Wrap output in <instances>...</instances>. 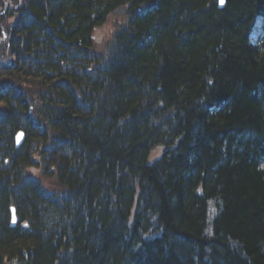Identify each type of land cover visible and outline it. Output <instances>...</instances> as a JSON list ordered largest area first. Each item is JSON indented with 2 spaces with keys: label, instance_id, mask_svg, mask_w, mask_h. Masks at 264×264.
<instances>
[{
  "label": "trees",
  "instance_id": "16d2710c",
  "mask_svg": "<svg viewBox=\"0 0 264 264\" xmlns=\"http://www.w3.org/2000/svg\"><path fill=\"white\" fill-rule=\"evenodd\" d=\"M219 3L13 0L0 21V264H264V25L252 35L264 0ZM23 124L46 132L45 161L72 165L22 154ZM161 142L178 148L147 164ZM51 180L64 196L49 197ZM11 196L30 225L10 224Z\"/></svg>",
  "mask_w": 264,
  "mask_h": 264
},
{
  "label": "bare ground",
  "instance_id": "6f19581e",
  "mask_svg": "<svg viewBox=\"0 0 264 264\" xmlns=\"http://www.w3.org/2000/svg\"><path fill=\"white\" fill-rule=\"evenodd\" d=\"M2 3H3L2 0H0V21L2 20L3 16H10L11 17L12 14H13V11H14L13 0H5L4 4L1 5ZM219 6L221 7V3H219ZM253 25H255V27L253 29L252 35L256 39L257 38L256 28H259L260 25H264V18L261 15H256L255 20L253 22ZM13 53H17V51H13ZM91 83L88 84V85H85L86 90H91V87H92ZM1 86L6 87L5 85H1ZM7 108H8V105H7ZM30 114L32 115V113H30ZM1 119L2 118L0 117V120ZM26 120L28 121L29 119H26ZM24 125L25 124H23V126H21L19 129H15V130L12 131L14 142H16V147L19 148V147L22 146V149H23V150H21L22 154H24V155L26 154V156H29V158H32V159H34L36 161L42 162L46 166V168L48 170H52V171L60 170L59 163H61L63 161L69 166L72 165L71 162L67 161L65 158L62 159L60 157H57V159L55 160L56 161L55 163H51V162L45 161L46 155L43 154V153H45L47 147L49 146V144H47V140H46V137H47L45 135L46 132H44V131L41 132V133L37 132V133H35L34 136L30 137L29 133H32V129L28 128L29 129L28 130ZM10 128L11 127H9L8 129H10ZM8 129H7V126L5 124H3V125L0 124V142H3L5 140V138L2 135H4L5 131L8 130ZM49 136H50V143H52V145L57 144L56 143V139L54 138V136H51V135H49ZM153 148H152L153 150L150 151L151 153H149L150 155H148V158L146 160V163L149 164V165L152 164L151 162L157 161L160 157H162V155H165V154L169 155L171 153H174L177 150L178 146H177V144H171V143H168V142H161V143H159V145H157L156 147L154 146ZM40 151L43 152V153H41ZM156 151H158V154H155ZM64 162L61 163V164H64ZM27 166H31V163L29 162L27 164ZM1 168L4 169L3 166L2 167L0 166V169ZM88 170L91 171L92 170V166L89 165V167H88V165H84L83 171H88ZM44 175H46V174L44 173ZM29 177H32V180L36 181V179L38 177H40V176L35 177V175L31 174V175L28 176V178ZM28 178H26V180H28ZM3 182H5V177L2 176V177H0V183H3ZM24 184L28 185V183L26 181L24 182ZM50 184L52 186L51 188H49L50 189L49 191L52 192L49 195L50 198L56 197V193L58 194V196H59V194L64 196L65 193L62 190V188L60 187V185H59L57 180H53V181L51 180ZM200 188H201V186H198L196 188V194L202 196V191H201ZM36 193H37L38 197L40 199H42L43 202L48 203L49 206H51V207H56V205H57L59 200L56 201V202H52L50 199L44 197L39 192H36ZM58 198H60V197H57L56 199H58ZM114 201H116V200H114ZM68 202H70V201L69 200H65V201H62L60 203L64 204V207H65V203L68 204ZM8 204H10V210H9L10 212H9V214H11V222H10V224L12 226H16L18 224V222H20V221H21L20 227H21L22 224L25 225V226H28V223H29V225H30L31 222H29L27 219L22 221L20 219V216L18 217L19 210H18V206L15 205L16 204V199L14 197L11 196L9 198ZM207 206L209 208L208 223H212L215 220V218H216V216L218 214V212H217L218 211V209H217L218 207L216 206V204H215V202H214V200L212 198H208L207 199ZM103 209L107 210L109 208H108V206H106ZM136 211H137V208H133L131 210V212H130V217H134ZM59 246H60V244H59ZM127 246L128 245H124V249L127 248ZM4 259H6L5 260V264H7V263L10 264V262H13L15 260L19 262V258H17L16 256H13V258H11L12 260L11 259H7V257L4 258Z\"/></svg>",
  "mask_w": 264,
  "mask_h": 264
},
{
  "label": "rangeland",
  "instance_id": "374dc122",
  "mask_svg": "<svg viewBox=\"0 0 264 264\" xmlns=\"http://www.w3.org/2000/svg\"><path fill=\"white\" fill-rule=\"evenodd\" d=\"M123 18L122 14L121 16L118 15V13H114L111 16H109L108 20L101 26L100 28L96 29L95 32V41L98 44V50L102 49L104 44L110 40V38L113 36L112 34L117 29V23L118 19ZM155 154H158V151H156ZM35 173H38V170H34ZM9 264V263H7ZM10 264H20L18 261L10 262Z\"/></svg>",
  "mask_w": 264,
  "mask_h": 264
},
{
  "label": "snow or ice",
  "instance_id": "6c2138e0",
  "mask_svg": "<svg viewBox=\"0 0 264 264\" xmlns=\"http://www.w3.org/2000/svg\"><path fill=\"white\" fill-rule=\"evenodd\" d=\"M220 3L223 4L224 3V0H220Z\"/></svg>",
  "mask_w": 264,
  "mask_h": 264
},
{
  "label": "water",
  "instance_id": "95a60500",
  "mask_svg": "<svg viewBox=\"0 0 264 264\" xmlns=\"http://www.w3.org/2000/svg\"><path fill=\"white\" fill-rule=\"evenodd\" d=\"M225 2H226V0H224V3H223V4H221V7H222V6H224Z\"/></svg>",
  "mask_w": 264,
  "mask_h": 264
}]
</instances>
